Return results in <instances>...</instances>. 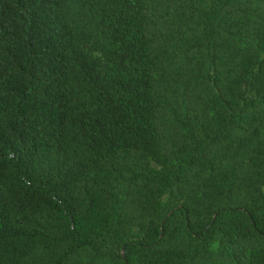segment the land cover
Listing matches in <instances>:
<instances>
[{
	"label": "trees",
	"instance_id": "1",
	"mask_svg": "<svg viewBox=\"0 0 264 264\" xmlns=\"http://www.w3.org/2000/svg\"><path fill=\"white\" fill-rule=\"evenodd\" d=\"M0 264H264V0H0Z\"/></svg>",
	"mask_w": 264,
	"mask_h": 264
}]
</instances>
